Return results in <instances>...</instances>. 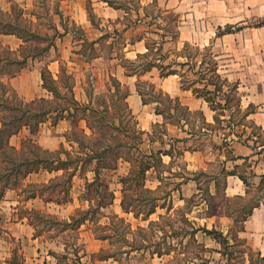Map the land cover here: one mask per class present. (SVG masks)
<instances>
[{"label":"rangeland","instance_id":"374dc122","mask_svg":"<svg viewBox=\"0 0 264 264\" xmlns=\"http://www.w3.org/2000/svg\"><path fill=\"white\" fill-rule=\"evenodd\" d=\"M105 1L0 0V32L17 34L22 42L18 46L15 40H0V86L5 85L0 88V102L19 108L20 102L48 100L52 102L47 106L34 104V112L42 109L40 105L57 111L43 118L36 135L25 136L53 152L38 156L56 168L60 162L54 152H61L71 166L77 157L111 147L100 164L96 159L79 164L69 190L72 206L67 208L46 202L67 196L66 178L59 177L62 172L33 173L18 185L10 179L14 189L0 200V264H264L238 236L246 214L264 198V180L257 187L252 184L256 177L252 156L264 151V132L250 115L244 119L228 112L205 131L198 115L183 114L161 95L178 98L213 124L214 113L202 99L183 90L178 75L161 77V71L153 68L127 76L122 68L126 59L135 60L137 51L145 49L131 42L143 38V46L145 41L152 45L160 38L150 32H166L161 51L169 56L165 63L185 43L209 48L218 73L239 83L242 96V88L246 94L253 84L264 81V0H139L137 11V0H117L114 5L125 10L116 12ZM138 17L141 23L130 26ZM44 70L52 76L57 97L42 88L39 74ZM22 74L24 90L33 89L29 100L20 98L9 84ZM137 85L153 103H142ZM157 107L164 118L156 114ZM247 108L242 106V111ZM53 116L59 117L55 126ZM150 138L157 142L151 144ZM239 144L257 148L255 154L238 156ZM139 150L147 157L150 151L172 153V161L162 158L167 168L146 160L156 166L146 174L144 187L154 194L136 188L126 192L128 204L143 213L151 204L157 206L147 221L120 207V179L130 168L124 159L138 160ZM227 155L241 159L227 160ZM100 167V181L114 199L94 195L89 202L85 183L92 182L94 169ZM229 173L245 179L246 197L227 193ZM32 195L36 197L29 199ZM77 208L86 213L85 224L76 230L63 226L61 221ZM203 229L216 233L207 235Z\"/></svg>","mask_w":264,"mask_h":264},{"label":"trees","instance_id":"16d2710c","mask_svg":"<svg viewBox=\"0 0 264 264\" xmlns=\"http://www.w3.org/2000/svg\"><path fill=\"white\" fill-rule=\"evenodd\" d=\"M114 1L117 0H113V2L106 0L105 2L110 7L116 10H125L124 6H115ZM137 1V5L135 6L136 11L140 7L138 5V3L140 2L139 0ZM141 21V18L138 17V19L132 22L130 26L136 27L137 23H141ZM174 23L176 24L177 21L175 20ZM167 32L171 33L172 31L170 29L167 30ZM0 34L14 33L0 32ZM164 34H166V32L163 34L150 32V35H156L158 38H160V41L153 42L152 45L149 42L145 41L144 47L146 51L144 53H137L135 60H125L122 68L125 69V74L127 76H139V73L146 74L153 68H157L161 71V77L178 75L181 78L183 90L191 91L196 98L202 99L207 104L210 111L214 113L213 124L207 122L201 111L192 112L187 106L182 105L178 98L171 99L169 96L163 95L159 90L158 91L162 96L166 97V100L169 103H175L178 107H180V109L183 111V114L186 113V115H198L200 118L202 129H205V131L210 130V128H213L214 124L219 123L220 117L224 116L226 112H228L230 115L233 114L232 117L240 114L241 118L244 119H247V117L253 113L252 106H249L245 111H242V96L239 92V83L230 82L226 77L218 73V62L215 60V56L213 55L211 49L205 48L201 50L199 48H192L189 43H185L182 49L175 53L174 59H171L169 63H165L166 59L169 56L166 54L164 55L161 52L162 45L165 42ZM226 34H230V32L228 31L226 32ZM176 37H178V31L174 32L173 38L176 39ZM142 40L143 38H138L135 42H131V45L137 42H143ZM178 58L184 59V62H177ZM185 68L187 69L184 71ZM41 80L43 88L53 96L57 97L58 92L57 89L51 85V83H53L54 81L48 70L42 71ZM0 88L4 89L5 85H1ZM137 92L141 97L142 103L144 105L153 103L145 99L138 85ZM2 94L4 95L5 93L2 92ZM124 97L126 98V94ZM39 102L44 103L47 106L52 101L40 100L38 102L33 101L24 104L20 102L19 108L16 105L9 106L4 102H0V113L10 114L8 117H6V115H2L0 117V200L3 199L7 191L14 189L11 188L12 186L10 185V179L13 180L12 185H18L21 183V181H24L29 175L33 173L37 174L40 171H47L48 173L62 172L63 174L59 177H61V179L66 178V181L64 183L67 185V196L64 195L61 200H53L51 198H48L46 202H54L56 205H66L68 203H72V199H68V196L70 195L69 190L72 187L73 178H75V176L77 175V171L80 170V168H78L80 167L79 164H82L84 161L90 162L91 159H96L97 164H100L99 162L101 161L102 156L105 155L109 150H111V147H107V149H104L102 152H96L93 156H87L84 153L86 158L77 157L76 159L72 160L71 166H69L68 163L66 164V162H64L65 160L60 157L61 152H54L57 155L59 154V157H57L56 160L57 162H60V165L56 168L49 167L48 164L45 163V161L48 160L38 156V154L40 153H42L43 155H50L53 152L43 150L36 144V142L32 138L23 140L21 142L20 149L11 147L9 145V139L11 136L17 135L23 127L28 128L32 136L36 135L39 125L44 122L43 118L46 116H52V114L57 112L56 109H54L53 111L47 110L43 105H40V107H42L41 110L34 112L32 107L34 106V104H39ZM155 112L157 115H160L164 118V115L161 113V111L158 110V107L155 108ZM58 118L59 117H52V126H55V123L57 122L56 119ZM155 127H159V125H156ZM136 134L140 136H153V134L144 132H137ZM242 134H244V131L242 132ZM246 140H249V137H247ZM154 142H157L156 139L150 138V143L152 144ZM139 155L140 158L138 160H130L126 158L124 159V161H126L130 165V168L127 175L120 179V183L122 185V200L120 203V207L124 213H133L135 218L138 219L139 217H142V221H147L149 217L154 214L157 206L151 204L147 212L143 213L141 210H137L135 206H131L130 204H128L126 192L131 188H136L137 190L140 189L149 194H154V191L144 188L146 182V174L152 169L155 170L156 166L167 168V165H165L162 158L168 156L172 161V153L171 151L161 150H157L156 152L150 151V155L147 157L145 153L139 150ZM148 158H150V160L152 161H155L156 166L153 163L146 161ZM67 159H70L69 153H66V160ZM226 159L237 160L241 158L237 157L230 159L227 155ZM50 162L53 163V161ZM68 167H71V171H68ZM100 169L101 167L94 169V178L92 179V182L87 183V181L85 180V187L90 195V197L88 198L89 202L93 201L92 196L94 195L97 196L99 200L108 199L109 201H113L114 199V193L108 191L107 186L100 181ZM228 175L234 176L235 174L229 173ZM238 178L244 184H246V181L242 176L238 175ZM263 180L264 176L262 177L261 183L263 182ZM35 197V195H32L29 199H34ZM256 206L257 205H254L252 207V210ZM102 208L103 205L99 206L98 209ZM95 210L97 211V209ZM251 211L246 214V216L242 220L243 222L246 221ZM81 212L82 209L77 208L74 211L73 215L68 218V220L61 221V224L66 227H73L74 230L79 229L86 222V220H84V218L82 217L85 216L86 213L81 214ZM32 225L34 226V223ZM151 225H153V223H149V226ZM139 231H142V229L139 228ZM202 232L207 235L216 233V231L210 232L205 229H203ZM102 240H107V237H104ZM261 260L264 262V258H261Z\"/></svg>","mask_w":264,"mask_h":264},{"label":"crops","instance_id":"0c3cea01","mask_svg":"<svg viewBox=\"0 0 264 264\" xmlns=\"http://www.w3.org/2000/svg\"><path fill=\"white\" fill-rule=\"evenodd\" d=\"M24 1V0H23ZM19 1H16L17 6H21ZM26 2V0H25ZM26 5V3H25ZM114 12L119 11L114 8H112ZM1 38H4L5 41L12 42L13 40L19 42L18 46L22 44L21 42V36H18L17 34H0V40ZM137 45L142 46L144 49V46L142 45V42H137ZM17 46V47H18ZM145 51V49H144ZM144 51H137V53H143ZM136 53V54H137ZM262 66H264L262 64ZM40 79H41V74ZM24 75L17 76L16 78H13L9 81V84L13 88V90L20 96V98L25 99H31L33 89L27 88V90H24V86L22 85L24 82ZM28 77L26 76V79ZM42 82V80H41ZM7 84V83H6ZM244 84H240V86H243ZM43 88V86H42ZM44 89V88H43ZM246 87L242 88V102L241 105L243 108H247L249 106L254 107L255 111L250 114L249 118L250 120L256 124L258 127L261 128L262 132H264V81H259L258 83H255L252 85L251 90L248 91V93L244 94ZM46 90V89H44ZM47 91V90H46ZM47 93H49L47 91ZM52 95L51 93H49ZM30 103V102H29ZM32 136L30 134V131L28 128L23 127L22 130L17 134L13 135L9 139V145L11 147H14L16 149H20L21 142L26 139L31 138H25L26 135ZM240 145V144H239ZM259 148V147H258ZM238 149L241 153H238V156H247L250 157L255 154V150L257 148H252V146L246 147V146H238ZM253 149V150H252ZM244 154V155H243ZM255 159L254 162V172L256 173V177H254V180L252 181V184H254L256 187L259 185L261 178L264 176V151L259 154L252 156ZM251 157V159H252ZM40 173H37L36 175H39ZM34 175V174H33ZM31 176V175H30ZM29 176V177H30ZM228 180H230V184H228L227 187V193L231 192L230 196H240V197H246L247 196V187L244 185V183L236 176H228ZM232 180V181H231ZM231 182L233 186H231ZM229 196V195H228ZM31 201V200H30ZM35 201V200H32ZM40 201V200H38ZM41 202V201H40ZM258 205L253 208L250 215L246 219L245 222H243L242 228L239 232V238L241 240H244L246 242V245H248L253 251L260 254L262 258H264V198L258 199ZM71 203H68L66 205H57V208H67ZM74 212V209H73ZM72 212V214H73ZM72 214L67 216L69 218L72 216ZM103 242V241H102ZM49 257H47L48 259ZM45 262V261H44Z\"/></svg>","mask_w":264,"mask_h":264}]
</instances>
